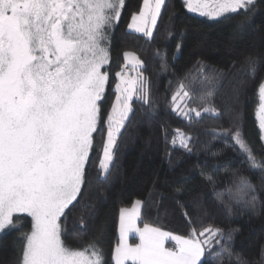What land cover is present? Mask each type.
<instances>
[{"label":"snow or ice","instance_id":"6c2138e0","mask_svg":"<svg viewBox=\"0 0 264 264\" xmlns=\"http://www.w3.org/2000/svg\"><path fill=\"white\" fill-rule=\"evenodd\" d=\"M167 3L142 0L127 28L153 39ZM258 3L264 0H183L188 11L210 19L242 14L234 31L251 24ZM125 6L126 0H0V233L23 227L20 214L31 218L30 231L19 238L22 247L17 249L14 264H108L100 237L82 248L67 245L62 237L69 232V215L85 199L90 152L94 133L101 130V104L110 76L105 66L110 64L111 33ZM174 15L170 14V24L165 28L169 38L174 36ZM181 48L177 44L176 50ZM156 55L161 60V72L166 73L165 54L158 50ZM123 56L125 63L115 74V100L103 120L107 133L98 165L102 180L111 172L119 137L135 112L133 103L146 106L152 118L158 115L159 105L144 74V61L129 51ZM129 65L135 75H129ZM229 72L237 79L239 86L233 90L237 96L261 76L257 117L260 139L264 140V56L246 55L239 66L233 62ZM228 74L201 64L198 99L202 106L187 107L192 94L181 81L171 97V111L188 121L193 113L197 121L204 114L223 118L225 112L215 106L214 98ZM239 120L238 113L229 115V126L213 127L212 139L203 143L198 136L175 130L173 150L182 149L186 156L198 159L187 174L181 175L177 181L181 186L174 192L193 197L197 218L209 212L204 204L206 194L193 196L199 188H211L213 206L229 218L238 214L236 209L241 215L264 213V201L251 176L246 175L258 174L264 185V149L258 154L246 142ZM161 128L167 142L165 126ZM229 150L242 158L239 167L224 161ZM201 155L205 157L203 163L199 161ZM168 157L171 164V152ZM195 176L200 179L192 184ZM221 183L224 188L219 187ZM164 198L161 194L159 201ZM89 208L93 211L86 217ZM141 212V200H135L131 208H120L119 240L111 256L114 264H223L224 257L231 260L234 256L239 229L225 230L210 224L198 230L196 219L185 211L191 230L187 236L175 235L149 223L138 226ZM92 215L94 205L81 204L80 215L72 222L73 235L83 234ZM130 238L138 242H130Z\"/></svg>","mask_w":264,"mask_h":264},{"label":"trees","instance_id":"16d2710c","mask_svg":"<svg viewBox=\"0 0 264 264\" xmlns=\"http://www.w3.org/2000/svg\"><path fill=\"white\" fill-rule=\"evenodd\" d=\"M141 4L142 0H126L121 18L111 33L110 64L106 66L110 76L101 104V130L94 133V147L90 152L87 184L84 186L85 199L77 203L73 213L69 215V232L62 239L73 248H82L94 237H100V246L105 258L108 264H113L111 256L116 244L118 213L120 208L129 206L138 199L142 201L140 224L149 223L170 232L188 235L191 226L184 215L187 211L196 219L195 226L198 230L210 224L225 230L239 229L235 233L234 256L231 260L224 257L223 264H238L237 257L242 264H264V213L256 216L241 215L239 209H236L238 214L229 218L213 206L211 188H199L193 196L205 193L204 204L209 212L207 216L197 218L191 204L193 197L186 193H175L174 189L181 186L177 181L182 174H187L196 165L198 158L195 155L186 156L179 148L173 150L171 143L176 129L194 137L198 136L201 143L211 140L210 129L218 125L228 127L229 115L238 113L243 137L261 154L264 140L260 139L261 131L257 118V87L261 76L249 82L237 96L233 90L239 85L229 69L233 62L239 66L246 55L264 56V3L257 4L250 25L246 24L242 30L234 31V25L243 19L242 14H228L226 17L210 19L188 11L183 0H168L167 7L162 9V17L158 18V27L154 30L153 39L127 28L132 13L138 12ZM173 12L175 15L171 20V28L174 36L169 38L165 28L170 24V14ZM177 44L182 45L180 51L176 50ZM158 50L165 54L168 65L166 73L161 72V60L156 55ZM125 51L134 52L144 61V74L151 81L152 96L159 105L158 115L152 118L146 106L139 102L133 103L135 112L119 137V148L111 172L106 180H102L98 178V165L102 150L100 140L106 127L103 120L108 115L114 95L115 74L122 66ZM201 64L229 73L221 81L214 98L215 106L225 112L221 119L204 114L203 118L197 121L193 113L192 120L188 121L171 111V97L181 81L192 94L187 107L202 106L198 99ZM162 124L167 132V142ZM241 159L238 154L229 150L224 161L230 160L233 165L239 167ZM204 160L205 157L201 155L199 161L203 163ZM246 175L251 176L261 201H264V185L261 184L260 176L254 173ZM199 179V176H195L191 183L196 184ZM219 187L224 188L225 184L221 183ZM161 194L165 198L159 201ZM85 202L94 205V215L87 220V228L83 234L76 236L73 235L72 222L75 216L80 215L81 204ZM182 204H187L188 207L183 208ZM92 211L91 208L85 210V216ZM28 218L22 219L20 224L23 227L19 230L11 229L0 233V264H14L17 249L22 247L19 242L21 233L26 232L30 226ZM201 220L203 224L200 223ZM76 231H80L78 227Z\"/></svg>","mask_w":264,"mask_h":264},{"label":"rangeland","instance_id":"374dc122","mask_svg":"<svg viewBox=\"0 0 264 264\" xmlns=\"http://www.w3.org/2000/svg\"><path fill=\"white\" fill-rule=\"evenodd\" d=\"M142 5V4H141ZM188 10V9H187ZM139 12V11H138ZM137 12V13H138ZM192 13H195V12H192ZM196 14H198V13H196ZM199 15V14H198ZM128 23H130V21L128 22ZM128 25V24H127ZM129 52H132V51H129ZM134 53V52H133ZM135 54V53H134ZM123 58H124V56H123ZM125 63V61H124V59H123V62H122V65ZM106 67V66H105ZM118 71H120V69L118 70ZM128 71H129V75H135V73L134 72H132L131 71V65H129L128 66ZM117 83V78H116V82H115V84ZM115 84H114V87H113V89H114V95H113V97H112V100H111V103H110V107H109V110H110V108H111V104L114 102V100H115V96H116V92H115ZM177 90V89H176ZM181 107H185L184 106V104L183 103H181ZM186 108V107H185ZM258 110H259V107H258ZM109 112V111H108ZM258 112V111H257ZM258 118V117H257ZM258 123H259V120H258ZM106 133H107V129H106V127H105V130H104V133H103V135H102V137H101V139L102 140H100V142H101V147H102V150H101V155H100V159L102 158V154H103V143H104V140L106 139ZM136 200H138V199H136ZM135 201V200H134ZM133 201V202H134ZM133 202L129 205V206H126L127 208H131V206H132V204H133ZM120 212V211H119ZM23 218H27V216L26 215H24V214H20V220H19V223H21V221H22V219ZM29 219V221H30V226H29V229L27 230V231H30V229H31V218L29 217L28 218ZM144 224V223H143ZM143 224H140V222H139V220H138V226H140V227H143ZM152 226H154V225H152ZM154 227H157V226H154ZM118 229H119V213H118V219H117V237H116V243L118 242V240H119V231H118ZM162 229V228H161ZM162 230H164V229H162ZM26 231V232H27ZM164 231H167V230H164ZM170 232V231H169ZM171 233H173V234H175V235H181V234H178V233H174V232H171ZM182 236H187V235H182ZM130 242H138V239H135V238H130ZM168 244L170 245L171 244V242H168ZM115 247V246H114ZM113 264H114V262H113Z\"/></svg>","mask_w":264,"mask_h":264}]
</instances>
